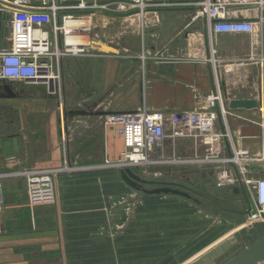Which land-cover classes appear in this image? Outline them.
Listing matches in <instances>:
<instances>
[{
	"label": "crops",
	"instance_id": "0c3cea01",
	"mask_svg": "<svg viewBox=\"0 0 264 264\" xmlns=\"http://www.w3.org/2000/svg\"><path fill=\"white\" fill-rule=\"evenodd\" d=\"M164 1L168 3L153 5L140 14L148 28L146 52L126 54L117 50L114 56L68 57L71 58L66 63L68 74L81 75L80 81L69 80L68 84L63 82L65 60H62L61 90L64 92L68 85L69 90L81 91L83 97L82 106H74L69 101L78 96H73L67 103L63 96L67 109L127 112L144 107L148 111L172 114L206 106V95L213 87V79L211 65L206 61L209 41L205 22L196 16L195 3L200 0ZM102 12L103 20L134 17H115ZM249 12L256 14V11L242 13L247 15ZM212 44L218 52L216 68L224 101L238 97L257 98L264 86V80L258 74L264 59L260 25L254 34H216ZM8 82L20 96L0 98V172L29 167H62L67 160L65 136L61 130V119L50 105V97L38 95L28 99L29 96L16 89L15 82ZM103 119L100 115H83L70 121L71 165L100 163L117 157L123 146L122 139L115 129L102 125ZM221 128L216 117L214 129L222 132ZM224 128L234 149L243 151L242 173L238 167L226 166L232 177H264L261 110L227 111ZM13 137L18 151L6 154L3 142ZM219 144L225 145L222 155H228L225 138ZM211 148L197 135L194 138L169 135L149 154L152 157H180L188 153L203 155ZM244 165L254 168L251 171ZM110 174L107 177L98 168L63 172L56 179V203L34 207L28 204L23 177L4 178L0 264H192L221 243L229 242V246L212 261L216 264L238 251L257 233L252 227L246 232V224L234 223L237 219L245 220L240 201L209 197L211 203L226 214V224L216 222L209 230L195 229L189 234L178 229L168 232V238H161L162 234L156 232L155 222L150 220L154 214L140 215L136 211L130 216V228L123 229V203L136 196L137 191L123 183L118 171ZM212 180V186L206 185L204 189L214 194L219 177ZM232 186L228 183L219 190L230 193ZM242 192L245 199L249 197L246 189ZM165 196L146 195L145 198L159 202ZM219 203L238 205L233 209ZM143 219L146 227L139 228ZM256 226L259 230L264 221L256 223ZM259 264H264V261Z\"/></svg>",
	"mask_w": 264,
	"mask_h": 264
},
{
	"label": "built area",
	"instance_id": "2783aa9c",
	"mask_svg": "<svg viewBox=\"0 0 264 264\" xmlns=\"http://www.w3.org/2000/svg\"><path fill=\"white\" fill-rule=\"evenodd\" d=\"M127 1L129 2L0 0L1 9L8 15L9 28L8 45L0 49V80L38 82L52 79L60 82L61 62L65 57L97 55L90 52L95 36L92 32L93 15L97 10L121 13L139 10L142 14L148 7L153 6L146 3V0ZM112 4L117 5L116 9L109 7ZM195 5L196 16L204 19L209 41V57L206 61L211 65L213 87L206 95V106L172 114L148 111L144 107H139L133 111L103 116L104 126L115 129L121 137L122 154L126 156L124 159L129 164L132 163L128 158L135 161L132 165H135L137 160L138 163L145 162L150 151L161 146L167 136L190 135L192 130L205 144L212 146L211 154L205 156L211 161L205 163L233 165L241 169L242 173L243 151L234 149L225 128L224 133L216 132L214 129L217 111L225 127L227 110L216 68L218 59L212 42L214 36L219 33H256L258 24L261 27L263 20L261 11L264 10V0H200ZM243 11H256V14L249 12L244 15ZM249 18H259L260 21L246 20ZM224 138L227 139L231 156L222 155L225 145L219 143ZM119 166L120 164L114 167ZM71 168L72 165L68 166L65 159L63 166L58 168L29 167L0 172V213L3 208L4 178L17 176L25 179L30 207L49 205L55 204L57 200L58 174L72 171ZM241 180L255 204V212L248 215L244 224L251 225L264 221L261 217L264 213V177ZM236 181L237 178H233L229 170L224 168L217 187H224L228 183L234 185Z\"/></svg>",
	"mask_w": 264,
	"mask_h": 264
},
{
	"label": "rangeland",
	"instance_id": "374dc122",
	"mask_svg": "<svg viewBox=\"0 0 264 264\" xmlns=\"http://www.w3.org/2000/svg\"><path fill=\"white\" fill-rule=\"evenodd\" d=\"M125 1V0H124ZM129 2V1H126ZM146 3H150L152 5H162L167 4L168 2L164 0H146ZM111 9H116L117 5L109 6ZM108 7V8H109ZM149 8V7H148ZM101 11L97 10L93 17L92 22V32L95 34L92 46L90 48V52L98 57V55H105L114 56L115 53L111 50L105 49L104 46L110 47L111 49L118 50L120 53H136L139 52L140 54L146 52L147 50V41H146V34H147V25L144 19H141V13L137 15H133L134 17H125V18H114L109 20H103L102 15H100ZM7 20L8 15L7 13L1 9L0 7V49L4 48L8 45V37H9V28L7 27ZM102 38L105 41H102ZM105 45H104V43ZM215 49V48H214ZM216 51V49H215ZM217 52V51H216ZM216 59L218 58V52L215 54ZM71 59V58H70ZM68 57H65L63 60L64 64V76L63 82L68 84L69 80L80 81L81 75L79 77L75 76L72 72L71 75L68 74V67L67 61L70 60ZM75 59V58H74ZM79 64L83 65V63L79 60ZM81 69V68H80ZM67 71V72H66ZM81 73V72H80ZM66 74V75H65ZM61 81V79H60ZM22 84H39L45 86V91L42 90H32L28 91L27 89L22 87ZM16 89L23 92L25 96L29 98H35L38 95L50 97L49 102L50 105L56 109L58 118L61 119L62 117V99H66V103L70 100L73 96H78L74 100H70L71 104L74 106H82L83 97L82 92L76 89L73 91L67 85L64 87V92L61 90L60 82L56 80L48 79L38 82H15ZM63 94V95H62ZM98 96V95H97ZM69 104V103H68ZM102 125H104V120L102 121ZM105 127V126H104ZM61 128V124H60ZM62 130V128H61ZM190 137H196L197 133L195 131H190ZM198 136V135H197ZM203 141V140H202ZM205 144V142L203 141ZM208 145V144H207ZM209 146V145H208ZM153 150V149H152ZM151 150V151H152ZM158 153V150H155ZM213 149H210L209 153L203 155H197L195 153H188L186 156H178V157H165L161 155H157L152 157L151 154L147 157L145 163L139 164H129L127 160L124 159L123 156V146L119 151L117 157L115 159H106L108 163L102 161L100 163L94 164H75L72 165V170L76 171V169H95L98 168V171H102L108 177L114 171L117 172L118 168L128 167L133 171H141L142 178L151 181H173L174 178H179L187 183L192 184L198 192H191L193 198L198 199L199 203H195L191 199L186 198H179L171 195H166L162 200L158 201H147L146 195L141 192H136V196L132 199L123 203V211H124V220H123V229L127 227L130 228V216L133 212H138L140 215L143 214H154L151 216V221L155 222V227L157 233H161V238H168V232L177 231L178 229L185 231L186 234L191 233L193 230H209L211 229L216 222L220 225L226 224L225 215L222 213V210L218 209L215 205L211 203L209 198L206 196H201L200 192L207 191L212 192L211 190H204V187L210 186L212 183V178L221 177V172L226 165L221 164H210L209 166H205L204 169L200 170L198 168H189L185 173L181 172L180 170H169V166L172 163L180 162L182 160L186 162H197V163H205L206 161H210V158H205L206 155H210ZM130 162V161H129ZM119 167H114L115 165H119ZM108 166V167H107ZM110 166V167H109ZM113 166V167H111ZM113 171V172H112ZM63 173L60 172L58 176ZM210 180L206 182L204 180ZM124 183V182H123ZM212 186V185H211ZM146 187H150L146 185ZM225 187V186H224ZM218 188V187H217ZM223 187H220L221 189ZM225 189V188H224ZM249 196V194H248ZM163 197V196H161ZM138 198V199H137ZM219 205H228L229 208H237L238 204L231 203V204H220ZM126 217L127 220H126ZM142 218V217H141ZM144 218H147L145 216ZM140 221V220H139ZM215 221V222H214ZM245 220L237 219L234 223L243 225ZM146 227V220L143 219V222L140 221L139 228ZM166 231V232H164ZM259 234L264 233V226H262L258 230ZM174 235V234H173ZM172 235V236H173ZM171 236V237H172ZM256 235L250 237L243 245L246 246L249 244ZM231 256V255H229ZM229 256L222 258L216 262V264L222 263L226 260Z\"/></svg>",
	"mask_w": 264,
	"mask_h": 264
},
{
	"label": "water",
	"instance_id": "95a60500",
	"mask_svg": "<svg viewBox=\"0 0 264 264\" xmlns=\"http://www.w3.org/2000/svg\"><path fill=\"white\" fill-rule=\"evenodd\" d=\"M103 14L109 15V16H115V17H123V16H129L134 14H139V10H133L127 13H121V12H109V11H103ZM261 17H262V23H261V29H262V45H263V53H264V10L261 11ZM243 20V19H242ZM246 20H251L254 22H259V18H249ZM216 22V21H213ZM105 49L111 50L113 52H117V50L111 49L110 47L104 46ZM258 74L262 79L264 80V59L261 62ZM2 81V89L3 92L0 93V98H17L19 97V93H16L12 90L10 84L6 80ZM22 87L27 89L28 91L32 90H42L45 91V86L37 85V84H22ZM61 106L63 108L62 110V131L65 136V147L67 152V164L68 166H71V160L69 156V130L68 126L70 121L75 116H83V115H100V116H106L110 114H116L120 113L121 111H92L84 108H66L65 100L62 99ZM224 106L227 111H247V110H261V116H262V122L264 125V86L262 87V90L259 91L257 98H231L227 101H224ZM217 118L220 120V123L222 125V133H224V126L221 121V117L219 112L217 111ZM226 146L228 147L227 139L225 138ZM3 147L7 150L6 154H12L13 152L17 153L18 147H17V141L16 138H12L10 140L3 142ZM12 147V149H11ZM228 155L231 156V151L228 147ZM210 163H197V162H177L172 163L169 166V170H180L181 172L185 173L189 168H198L200 170L204 169L205 166H209ZM245 169H252L253 166L244 165ZM182 169V170H181ZM120 178L122 181L131 189L141 192L146 195H175L178 197L191 199L196 203H199L198 199L193 198L191 195V192H198V190L190 183H187L179 178H174L173 181H165V182H159V181H151L146 180L142 178L141 171H133L128 167L124 168H118L117 169ZM206 182H209L210 180H204ZM146 185L150 187H146ZM245 189L242 180L240 177L237 178V181L234 183V185L230 189V193L226 192V190H219V187L215 189V193L212 194L207 191H199L201 195L209 197L213 200H225V201H235L238 200L242 204L244 211L241 213L244 215V218L248 217L251 213L255 212V204L253 199L249 196L246 199L243 196V190ZM206 190V189H204ZM219 195L220 197H218ZM261 217L264 218V213L261 214ZM250 227L254 228L257 233L256 237L253 238V240L247 244L246 246L241 247L238 251H236L234 254L229 256L226 260H224L220 264H259L262 261H264V233L259 234L257 230L256 224L247 225L245 228V231L248 232L250 230ZM229 246V242L225 241L221 243L219 246L215 247L211 251H209L207 254H205L201 259L193 262L192 264H212V261L214 258L219 255L224 249H226Z\"/></svg>",
	"mask_w": 264,
	"mask_h": 264
},
{
	"label": "bare ground",
	"instance_id": "6f19581e",
	"mask_svg": "<svg viewBox=\"0 0 264 264\" xmlns=\"http://www.w3.org/2000/svg\"><path fill=\"white\" fill-rule=\"evenodd\" d=\"M124 158H126V156H124ZM127 158H128V157H127ZM128 160L130 161L131 158H128ZM210 161H211V160H210ZM130 162H131L132 164H134L135 161H130ZM145 162H146V161H145ZM145 162H144V161H140V164H141V163H145ZM136 164H139V163H138V160L136 161Z\"/></svg>",
	"mask_w": 264,
	"mask_h": 264
}]
</instances>
